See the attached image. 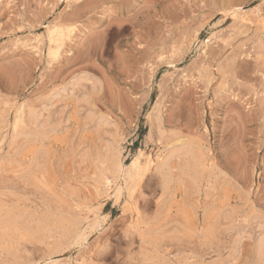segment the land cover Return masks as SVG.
I'll list each match as a JSON object with an SVG mask.
<instances>
[{"label": "rangeland", "instance_id": "374dc122", "mask_svg": "<svg viewBox=\"0 0 264 264\" xmlns=\"http://www.w3.org/2000/svg\"><path fill=\"white\" fill-rule=\"evenodd\" d=\"M53 27L71 30L59 49ZM0 119V206L78 228L69 246L40 243L54 252L46 264L255 261L264 235V0H0ZM182 139L205 152L204 172L183 171L189 162L176 155L143 165L146 153L158 159ZM222 214L228 220L215 224ZM16 238L25 258L45 263L37 241Z\"/></svg>", "mask_w": 264, "mask_h": 264}, {"label": "bare ground", "instance_id": "6f19581e", "mask_svg": "<svg viewBox=\"0 0 264 264\" xmlns=\"http://www.w3.org/2000/svg\"><path fill=\"white\" fill-rule=\"evenodd\" d=\"M232 9V8H231ZM235 9V8H234ZM233 9V11L231 12V15H233V17L234 18H236V17H238V19L240 18L241 20V22L242 21H244L243 19L245 18V16L243 17L242 15H243V13L241 12V13H239L240 12V9L238 8V9H235L234 10ZM242 10V9H241ZM243 11V10H242ZM227 13V12H226ZM224 15H225V13H224ZM231 15H230V17H231ZM245 15V14H244ZM226 17H227V15H226ZM246 21H248L247 19H246ZM236 23V22H235ZM245 23V22H244ZM246 23H248V22H246ZM241 24V23H240ZM249 24V23H248ZM242 25H243V23H242ZM246 25V24H245ZM250 25V24H249ZM55 26V25H54ZM249 27V26H248ZM244 28V27H243ZM248 29V28H247ZM251 29V28H250ZM69 33H71V30L70 29H67L66 28V30H63V29H61L60 27H53V28H51L50 30H49V39H50V42L52 43V42H55V44H57V49H59L60 48V46L62 45V43H63V41H64V39L68 36V34ZM249 33V32H248ZM240 37H243V35L242 36H240ZM235 38V37H234ZM197 40V39H196ZM235 40V39H234ZM239 40V39H238ZM238 40H236V41H238ZM233 42H235V41H233ZM232 42V43H233ZM192 43V42H191ZM227 43V42H226ZM227 45H229V44H226V46ZM230 46H232V45H230ZM61 51V50H60ZM55 59V58H54ZM173 65V64H172ZM169 66V65H168ZM217 67V66H216ZM221 67V66H220ZM222 68V67H221ZM225 69V68H224ZM214 71H215V69H214ZM213 71V72H214ZM232 71V70H231ZM210 73V72H209ZM215 73V72H214ZM210 76V75H209ZM219 76H221V75H218V77ZM78 77V76H77ZM80 78L82 77V76H79ZM79 77H78V79H79ZM215 77V76H214ZM84 78V77H83ZM72 80H74V82L77 84L76 86H79L78 85V83H77V81H76V78L74 79H72ZM71 80V81H72ZM81 80V79H80ZM80 80H78L79 81V84H80ZM84 79H82V81H83ZM214 80H216V78L214 79ZM223 81V80H222ZM225 81V80H224ZM73 82V81H72ZM214 82H216V81H214ZM74 83V84H75ZM84 83V82H83ZM74 84H72V85H74ZM92 84V83H91ZM90 84V85H91ZM94 85L92 86V88H93V90H94V87L96 86L95 84H100L99 82H97V83H93ZM211 85V84H210ZM67 86L69 87V85L67 84ZM67 86H66V88H67ZM71 86V85H70ZM75 86V85H74ZM75 86V87H76ZM86 86V85H85ZM100 86V85H99ZM75 87H73L72 89H74ZM79 88V87H78ZM82 88H83V86H82ZM88 88V87H87ZM91 88V87H90ZM89 88V91L91 90ZM97 88H99L98 86H97ZM65 89V88H64ZM77 89V88H76ZM75 89V90H76ZM85 89H86V87H85ZM80 90H81V88H80ZM92 90V91H93ZM62 91H66V89L65 90H62ZM82 91H84V89L82 90ZM83 93V92H82ZM85 93H87V92H85ZM89 93V92H88ZM87 93V94H88ZM84 94V93H83ZM86 95V94H85ZM211 104V103H210ZM206 108V107H205ZM21 111V110H20ZM157 111V110H156ZM153 112V111H152ZM151 113V112H150ZM157 113V112H156ZM33 114V113H32ZM160 114V113H159ZM35 115H36V113H35ZM34 115V116H35ZM150 115V114H149ZM157 114H155V118L153 117L154 116V114H153V118L154 119H156V116ZM33 116V117H34ZM38 116V115H37ZM31 117V116H30ZM22 118L24 119V117L22 116ZM39 118V117H38ZM37 118V119H38ZM147 118V117H146ZM149 118V117H148ZM147 118V119H148ZM151 118V117H150ZM3 119H4V117H3ZM8 119V118H7ZM16 119V118H15ZM30 119V118H29ZM34 120H35V118H33ZM36 119V120H37ZM158 119V118H157ZM1 120V119H0ZM5 120V119H4ZM35 120V121H36ZM151 120V119H150ZM150 120H149V122H150ZM24 121V120H23ZM38 121H39V119H38ZM148 121V120H147ZM7 122V121H6ZM31 122V121H30ZM29 122V123H30ZM34 122V121H33ZM155 122V121H154ZM16 123H17V120H16ZM19 123V122H18ZM32 123V122H31ZM37 123V122H36ZM148 123V122H147ZM153 123V122H152ZM156 123V122H155ZM20 124V123H19ZM16 125H18V124H16ZM32 125H35V124H33L32 123ZM108 125H110V124H108ZM6 126V125H5ZM7 126H8V124H7ZM151 126H154V125H151ZM17 127H19V125L18 126H16L15 127V129H17ZM9 128H10V126H9ZM111 128V127H110ZM204 128H206V127H204ZM156 129V128H155ZM5 130V129H4ZM3 130V131H4ZM6 130H7V128H6ZM5 130V131H6ZM8 130H10V129H8ZM160 131V130H159ZM205 131V130H204ZM157 132V131H156ZM5 133V132H4ZM112 135V133H109V135ZM172 134V133H171ZM170 134V135H171ZM206 134V133H205ZM114 135V134H113ZM157 135H159V134H157ZM156 135V136H157ZM208 135V134H207ZM164 136V135H163ZM112 137V136H111ZM166 137V136H165ZM168 137V136H167ZM170 137V136H169ZM208 137V136H207ZM114 138V137H113ZM113 138H110V140L111 139H113ZM116 138V137H115ZM156 138V137H155ZM162 139V138H161ZM160 139V140H161ZM114 140V139H113ZM155 141V140H154ZM157 141V140H156ZM111 143H115L116 141H110ZM148 142V141H147ZM164 142V141H163ZM162 142V143H163ZM158 143V142H157ZM117 144V143H116ZM155 144H156V142H155ZM108 145H111L112 146V152L110 153V161H108V162H110L111 163V165L114 167V168H118V169H120V165L122 164L121 162V160H120V154H119V152L116 150V149H114L115 148V145H114V148H113V145L112 144H108ZM118 145V144H117ZM158 145H160V142H159V144ZM120 146V145H119ZM118 146V147H119ZM209 146V145H208ZM108 148L110 149V147L108 146ZM154 149V148H153ZM141 151V150H140ZM165 151L167 152L164 156H163V154H162V156H158V159H155L154 158V160H151L150 158L151 157H149L148 155H147V153H146V157H145V159H144V163H143V165L146 167V168H148L149 166H150V164L153 162V163H155V164H157V160H160V161H158V163H160L161 162V166H164L165 164H167V163H165V161L164 160H168L169 159V157L170 156H175L176 155V157L178 156V157H180L181 158V160L182 161H185V162H189V164L187 165V167H185L184 168V165H183V171L185 170V169H187L188 168V166H191L193 169H194V171L195 172H197V174H198V172L200 173V171L201 170H205V165H206V163H207V155L205 154V152L204 151H202V149H199L198 147H196V148H194L189 142H185V140H175V141H171V142H169V143H167V146H166V149H165ZM38 152V151H37ZM143 152V151H142ZM142 152H140V153H142ZM160 152V151H159ZM139 153V152H138ZM208 153V152H207ZM210 154V153H209ZM137 155V154H136ZM144 155V154H143ZM155 155H156V153H155ZM157 155H159V154H157ZM156 155V156H157ZM37 156V155H36ZM107 156H108V154H107ZM154 156V155H153ZM136 157V156H135ZM140 157H141V154H139L138 155V157L135 159V160H133V162H132V171H131V174H132V172L133 171H140V169L139 168H141V167H139V163H140V161L143 159V158H141V160H140ZM209 157H211V155H209ZM42 156L41 157H39V158H36V162H35V166L34 167H36V169H38L40 166H41V163H42ZM171 158V157H170ZM174 157H172V159H173ZM107 160H108V158H106ZM209 159V158H208ZM211 159H212V157H211ZM107 160H105V161H107ZM170 160V159H169ZM209 161H211V160H209ZM108 162H106V163H108ZM142 162V161H141ZM170 162V161H169ZM34 163V162H33ZM179 163V162H178ZM182 163V162H181ZM212 163V162H211ZM140 164H142V163H140ZM154 164V165H155ZM214 164V163H213ZM154 165H152V166H154ZM209 165V164H208ZM144 167V168H145ZM179 167H180V165H179ZM212 167V166H211ZM105 168V167H104ZM103 168V169H104ZM153 168V167H152ZM168 168H170L169 167V164H168ZM181 168V170H182V167H180ZM210 168V167H209ZM215 168H216V166H215ZM35 169V168H34ZM123 169V168H122ZM154 169V168H153ZM166 169V168H165ZM208 169V168H207ZM143 170V169H142ZM204 170H203V172H204ZM217 170V169H216ZM215 170V171H216ZM32 171V170H31ZM102 170H100V172H101ZM112 171V170H111ZM129 171V170H128ZM127 171V172H128ZM148 171V170H147ZM156 171V170H155ZM165 171H168V170H165ZM164 171V172H165ZM194 171H193V173H194ZM211 171V170H210ZM100 172H98V173H100ZM120 172V171H119ZM122 172H123V170H122ZM146 172V171H145ZM145 172H141V173H145ZM163 172V174L164 175H166L165 173H167V172H165L164 173ZM191 172V171H190ZM102 173V172H101ZM101 173H100V175H101ZM106 173V172H105ZM134 173V172H133ZM159 174H160V172H158ZM170 173H171V171H170ZM209 173V172H208ZM212 173H214V172H212ZM103 174V173H102ZM119 174H121V173H119ZM118 174V175H119ZM131 174H128V175H130L131 176ZM135 174V173H134ZM134 174L132 175L133 177V179H134ZM203 174V173H202ZM112 175V174H111ZM114 175V174H113ZM112 175V176H113ZM127 175V176H128ZM137 177H135L136 179L137 178H140V174H139V172H137V174H135ZM145 175V174H144ZM143 175V176H144ZM201 175V174H200ZM200 175H198V176H200ZM21 176V175H20ZM103 176V175H102ZM105 176V175H104ZM108 176V175H107ZM112 176H111V178H112ZM167 176V175H166ZM203 176V175H202ZM211 176H212V174H211ZM114 177V176H113ZM118 177H121V176H117V177H115V178H112V179H115V181L118 179ZM163 177V176H162ZM201 177V176H200ZM200 177H199V179H200ZM204 177H205V174H204ZM22 178V177H21ZM130 178V177H129ZM168 178V177H167ZM166 178V179H167ZM111 179V180H112ZM163 179H165V177H163L162 178V180ZM169 179V178H168ZM205 179V178H204ZM209 179V178H208ZM35 180H36V177H35ZM96 180V179H95ZM99 180V179H98ZM103 180H106V179H103ZM109 180V179H108ZM101 181V180H100ZM114 181V182H115ZM168 182V181H167ZM166 182V183H167ZM106 183V182H105ZM105 183H103V184H105ZM163 183H164V181H163ZM170 183V182H169ZM103 184H102V186H103ZM113 184H116V183H113ZM107 185H109L108 183H107ZM118 185V184H117ZM99 186V185H98ZM100 186H101V184H100ZM115 186V185H114ZM119 186V185H118ZM105 187H107V186H105ZM104 187V188H105ZM109 187V186H108ZM102 188V187H101ZM120 189V188H119ZM108 190V189H107ZM106 190V191H107ZM118 190V189H117ZM114 191H115V189H114ZM117 192V191H116ZM118 192H120V191H118ZM117 192V193H118ZM118 196H119V194H118ZM121 196V195H120ZM17 202H19V201H17ZM128 202H130V201H128ZM131 203V202H130ZM128 204V206L127 207H125V212H128L129 213V215L131 216V218L133 217V215H135L136 214V209L132 206V204ZM14 204H16V203H14ZM10 208V207H9ZM29 209V208H28ZM28 209H26L27 211H28ZM100 211V210H99ZM98 211V212H99ZM13 214H11L10 212H6L1 206H0V264H19V263H21L22 264V262L23 263H33V262H35V261H33V260H31L30 261V257H28L27 256V254L26 253H24L25 251L27 252V251H29V253H28V255H30L31 253H30V250H24V249H22V248H26L27 247V245L25 246V247H20V246H18V245H20L22 242H25V240L24 239H28L29 240V238H33L35 241H37L39 244L41 243H47L49 240H53V241H55V243H68L69 241H71V240H73L74 239V237L77 235V232H78V228L76 229V227L74 226V225H66V224H64V221L65 220H63L61 217H58L57 219H54V216L53 217H50V216H35V215H30V216H24V213H26V212H24L23 213V215L22 214H20V213H17V214H14V212L13 211H11ZM23 212V211H22ZM34 212V211H33ZM95 212V211H94ZM93 212V213H94ZM226 212V211H225ZM224 213V212H223ZM36 214V213H35ZM228 214V213H227ZM59 215V214H58ZM61 215V214H60ZM223 215V214H222ZM52 216V215H51ZM97 216H98V214H97ZM224 216V218H222ZM223 216H221V218L222 219H220V221L221 222H218V221H215V224H221V223H223L224 224V222L222 221L223 219H224V221H226V219L228 218V215H227V217H225V214L223 215ZM130 218V217H129ZM98 219V218H97ZM97 219H95V220H97ZM133 220V219H132ZM228 220V219H227ZM130 221H131V219H130ZM230 221V220H229ZM83 223H84V221H82ZM132 222V221H131ZM94 223V222H93ZM82 224V223H81ZM88 223H86L85 225H87ZM95 224V223H94ZM93 224V225H94ZM96 224H98L97 222H96ZM98 226V225H97ZM138 226V225H137ZM231 226V225H230ZM88 227V226H87ZM79 228H80V226H79ZM85 228H86V226H85ZM88 228H91V227H88ZM223 228V227H222ZM84 229V228H83ZM223 229H225V228H223ZM82 230V229H81ZM80 230V231H81ZM86 230V229H85ZM89 229H87V231H88ZM79 231V232H80ZM216 231V229H214V228H212L211 230H210V233L212 234H214V232ZM82 232V231H81ZM32 235V237H29V236H31ZM78 234H81V233H78ZM84 234V233H83ZM86 235H87V233H85ZM84 234V235H85ZM143 234V233H142ZM150 234H146V236H149ZM154 235V234H153ZM260 235V234H259ZM19 237V239H21V240H24V241H22V242H20V244H18V243H13V242H16V241H14L15 240V238L16 237ZM142 236V235H141ZM144 236V235H143ZM151 236V238H154V236L152 237V235H150ZM163 236V235H162ZM78 237H80L79 235H78ZM257 237V236H256ZM83 238V237H82ZM140 238V237H139ZM17 239V238H16ZM77 239V238H76ZM79 239V238H78ZM85 239V238H84ZM155 239H156V236H155ZM161 239H162V237H161ZM82 240V239H81ZM87 240V239H86ZM141 240V239H140ZM148 240H149V238H148ZM78 241V240H77ZM83 241V240H82ZM145 241V240H144ZM155 241V240H154ZM157 241V240H156ZM162 241V240H161ZM52 242V241H51ZM72 242V241H71ZM74 242V241H73ZM76 242V241H75ZM81 241H79V243H80ZM146 242V241H145ZM159 242H160V239H159ZM254 242V241H253ZM28 243V242H27ZM70 243V242H69ZM35 245H37L36 243H34ZM40 244V246H41V249H42V245ZM65 244V245H66ZM159 244V243H158ZM23 245V244H22ZM25 245V244H24ZM30 245V244H29ZM56 245V244H55ZM145 245V244H144ZM31 246V245H30ZM48 246V245H47ZM62 246V245H61ZM64 246V245H63ZM67 246H69L68 244H67ZM73 246V245H72ZM20 247V248H19ZM32 247V246H31ZM34 247H36V246H34ZM33 247V248H34ZM52 247V246H51ZM154 247V246H153ZM153 247H152V250H157V249H153ZM157 247V246H156ZM159 247V246H158ZM29 248V247H28ZM27 248V249H28ZM40 248V247H39ZM62 248V247H61ZM146 248H148V246L146 247ZM155 248V247H154ZM19 249H22V250H20V251H23L24 250V254H26V258H25V255H23L22 254V252L20 253V251H19ZM32 249V248H31ZM38 249V248H37ZM34 250V249H33ZM42 250H44V249H42ZM63 250V249H62ZM61 250V251H62ZM158 250H160V249H158ZM157 250V251H158ZM38 251V250H37ZM45 251L46 252H48V253H45ZM56 251V250H55ZM58 251H60V250H58ZM157 251H155V252H157ZM67 252V251H66ZM44 257H43V259L42 260H44L43 262H45V261H47V260H52V257L54 256V252L52 251H50L49 252V248L47 249V250H44ZM63 254H65L64 252H62ZM62 253H59L60 255L62 254ZM39 254H41V253H39ZM56 254H57V252H56ZM254 256H255V261L253 262V264L255 263V264H264V235L263 236H261V237H259V239H258V241L256 242V245H255V249H254ZM31 256V255H30ZM58 256V255H57ZM29 258V260H26L25 261V259H28ZM40 258H42V257H39V259H38V261H42V260H40ZM57 259H59V258H57ZM55 260V259H54ZM53 261V260H52ZM36 263H37V261H36ZM48 263V262H47ZM50 263H51V261H50ZM148 263H153V264H155L154 263V261L153 262H149L148 261ZM34 264V263H33ZM40 264V263H39ZM42 264V263H41ZM44 264H46V262L44 263ZM55 264V263H54ZM57 264V263H56ZM144 264H147V263H144ZM173 264H176L175 262L173 263Z\"/></svg>", "mask_w": 264, "mask_h": 264}]
</instances>
